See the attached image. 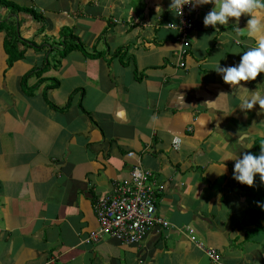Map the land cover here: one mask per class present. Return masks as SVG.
Listing matches in <instances>:
<instances>
[{
  "label": "crops",
  "instance_id": "0c3cea01",
  "mask_svg": "<svg viewBox=\"0 0 264 264\" xmlns=\"http://www.w3.org/2000/svg\"><path fill=\"white\" fill-rule=\"evenodd\" d=\"M8 1L0 21L16 35L7 45L0 32V264H264V220L242 225L249 204L226 159L264 138L259 104L239 107L264 92V72L233 88L214 70L255 46L237 35L250 16L205 27L214 2L197 6L181 54L171 0ZM138 163L164 185L158 212L170 225L141 244L95 239L102 197Z\"/></svg>",
  "mask_w": 264,
  "mask_h": 264
},
{
  "label": "built area",
  "instance_id": "2783aa9c",
  "mask_svg": "<svg viewBox=\"0 0 264 264\" xmlns=\"http://www.w3.org/2000/svg\"><path fill=\"white\" fill-rule=\"evenodd\" d=\"M192 5H185L182 15H177L178 21L169 25L179 30L182 41L181 54H184L190 45L188 36L196 25ZM209 27V26H208ZM181 67L186 66L185 60L180 62ZM135 152H129L135 156ZM165 190L163 184H158L153 172L143 168L140 163L136 165L131 177L114 190V196L109 194L102 198V209L99 213L101 229L94 238L108 235L116 240L128 244H138L152 230L159 231L166 228L170 222L158 213V196ZM191 240L204 250L214 261H218L217 251L200 241L193 230H189Z\"/></svg>",
  "mask_w": 264,
  "mask_h": 264
},
{
  "label": "clouds",
  "instance_id": "9594fccd",
  "mask_svg": "<svg viewBox=\"0 0 264 264\" xmlns=\"http://www.w3.org/2000/svg\"><path fill=\"white\" fill-rule=\"evenodd\" d=\"M213 2L215 5L214 8L203 18L205 27L212 26L215 28L217 24L227 25L230 18H235L238 23L242 15L250 16V19L247 20V26L245 27L246 33L241 32L240 28L237 27V35L246 34L248 38L255 41V46L243 52L237 65L221 67L218 64L214 68L218 74L222 75V79L225 83L231 85L233 88H237L240 87L241 81L248 82L256 80L258 75L264 72V0H171L169 8L172 11L175 10L174 12L177 15H182V9L185 5L190 4L193 9H195L197 6ZM158 9L159 6H157L156 10ZM240 101L239 107L242 110H251L255 105L259 104L260 112L264 113V92L256 90L251 92V95L240 97ZM223 112L225 115L230 114L225 111ZM244 140L245 137L243 136L238 139L241 143H243ZM173 143L179 147L181 143L180 138H175ZM260 149V154L258 156L245 153L242 158H226L235 159L236 161L233 170V178L236 181L251 187L254 186V177L256 174H259L260 181L264 184V144H260ZM261 206L264 207V205ZM145 238L138 244H141Z\"/></svg>",
  "mask_w": 264,
  "mask_h": 264
},
{
  "label": "trees",
  "instance_id": "16d2710c",
  "mask_svg": "<svg viewBox=\"0 0 264 264\" xmlns=\"http://www.w3.org/2000/svg\"><path fill=\"white\" fill-rule=\"evenodd\" d=\"M0 5L10 6L8 0H0ZM5 30L6 31V44L13 43V39L16 35V29L14 25H9L6 21H0V32ZM63 33L67 35L66 37L73 38L74 35L70 30V28L62 29ZM122 51V50H121ZM260 144H264L263 137H257L256 143L254 144V150L250 153L253 155L258 156L260 154ZM241 188L243 189V197L249 204L248 207V216L244 218L242 225L244 222H247L249 225H253L254 229H260L262 227L261 221L264 220V184L261 183L259 174H256L254 177V186H247L245 184H241ZM246 225H244L245 227ZM264 228V227H262ZM261 228V229H262ZM250 234L253 233L252 229H250ZM212 247V246H209Z\"/></svg>",
  "mask_w": 264,
  "mask_h": 264
}]
</instances>
